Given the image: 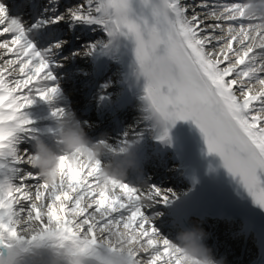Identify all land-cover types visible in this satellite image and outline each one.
Segmentation results:
<instances>
[{"label":"snow or ice","instance_id":"obj_1","mask_svg":"<svg viewBox=\"0 0 264 264\" xmlns=\"http://www.w3.org/2000/svg\"><path fill=\"white\" fill-rule=\"evenodd\" d=\"M68 16L104 33L83 55L123 41L142 119L162 128L159 140L168 125L192 121L208 153L264 209V12L251 0H78ZM0 38V264H181L146 214L171 190L101 180L103 159L62 154L51 183L25 162L24 109L35 97L50 101L58 85L50 50L37 51L3 3Z\"/></svg>","mask_w":264,"mask_h":264},{"label":"clouds","instance_id":"obj_2","mask_svg":"<svg viewBox=\"0 0 264 264\" xmlns=\"http://www.w3.org/2000/svg\"><path fill=\"white\" fill-rule=\"evenodd\" d=\"M253 5L264 12V0H251ZM108 138L101 135L96 140L88 137L84 126L73 113H64L56 121L55 145L49 146L40 139L32 145L33 151L25 161L34 168L42 180L51 183L57 178L60 155L70 159L82 158L85 162L103 159L100 172L101 180L108 178L126 181L130 171L137 173L136 185L146 183L139 179V167L134 145L125 146L123 152L112 153L108 147ZM129 183H131L129 181ZM207 233L198 224L177 229L172 239L173 249H179L181 264H226L224 257H216L205 243Z\"/></svg>","mask_w":264,"mask_h":264},{"label":"bare ground","instance_id":"obj_3","mask_svg":"<svg viewBox=\"0 0 264 264\" xmlns=\"http://www.w3.org/2000/svg\"><path fill=\"white\" fill-rule=\"evenodd\" d=\"M187 2L189 4H191L193 2V0H187ZM43 22H44V20H43ZM84 31H85V29L79 28V29H76L74 32H75L76 36H80V34L84 33ZM0 39H2V38H0ZM118 48L120 49V47H117V46L115 47L114 44L112 46L106 48V51H104L102 53V54L106 53L105 56L107 58L103 61V65H106L107 69L113 68L114 70H116L118 72H124L125 73V72H127L126 69H128V65H127L125 58L123 56H119L118 53L115 52ZM111 54L113 56L109 57ZM4 58L7 59L9 57L5 56ZM83 62H87V64H90V65L91 64H94V65L98 64V62H94V61H83ZM83 62H81V64ZM0 63H2V61H0ZM99 65H100V63H99ZM92 92H94V90H92ZM134 105H135L134 109L141 108V104H134ZM63 106L65 107L66 105H63ZM30 113L31 112L28 113V111L24 110V114L27 117ZM64 113H67V110H65ZM33 114H34V112H32L31 117L33 116ZM142 116H143L142 110L140 112H136V115L134 116L136 124L134 126H135L136 130H138L139 132H144L145 134H147V133L150 134L156 128V124H154V122H151V121H144L142 119ZM43 129H45V127H43ZM51 136L54 137V134H52ZM25 141L26 140L23 137L22 143L19 146L25 144L26 143ZM165 151H168V148L165 149ZM170 155H173V153ZM176 167H181V164L176 165ZM172 169H174V166L172 167ZM236 228H237V225L230 230L234 231Z\"/></svg>","mask_w":264,"mask_h":264},{"label":"rangeland","instance_id":"obj_4","mask_svg":"<svg viewBox=\"0 0 264 264\" xmlns=\"http://www.w3.org/2000/svg\"><path fill=\"white\" fill-rule=\"evenodd\" d=\"M76 5V2H71L70 4H66L63 7H60V9L58 10V14L61 12H64V15H62V17H64L65 21H69V16H68V9L74 7ZM98 37L99 36H93L90 39H86L84 41H88V44H96L98 42Z\"/></svg>","mask_w":264,"mask_h":264}]
</instances>
